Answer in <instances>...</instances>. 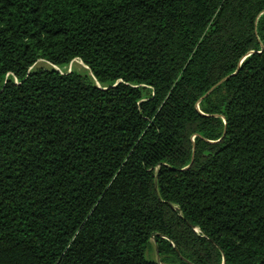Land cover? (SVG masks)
<instances>
[{"label": "trees", "instance_id": "1", "mask_svg": "<svg viewBox=\"0 0 264 264\" xmlns=\"http://www.w3.org/2000/svg\"><path fill=\"white\" fill-rule=\"evenodd\" d=\"M0 264H264V0H0Z\"/></svg>", "mask_w": 264, "mask_h": 264}, {"label": "rangeland", "instance_id": "2", "mask_svg": "<svg viewBox=\"0 0 264 264\" xmlns=\"http://www.w3.org/2000/svg\"><path fill=\"white\" fill-rule=\"evenodd\" d=\"M34 68H46V69L55 68L56 70H58L61 73L76 72L80 75L90 76V73H89L87 67L82 62H80L79 60L72 61L67 67L62 68V69H58L56 67H53L44 61H38L37 64L34 66ZM145 257L147 260H158V257L155 254L153 242H151L150 247H149L147 253L145 254Z\"/></svg>", "mask_w": 264, "mask_h": 264}]
</instances>
